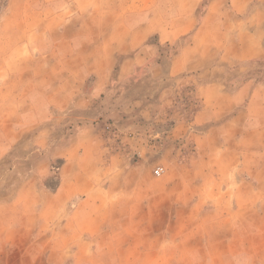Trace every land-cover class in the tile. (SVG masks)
Wrapping results in <instances>:
<instances>
[{
	"label": "crops",
	"instance_id": "1",
	"mask_svg": "<svg viewBox=\"0 0 264 264\" xmlns=\"http://www.w3.org/2000/svg\"><path fill=\"white\" fill-rule=\"evenodd\" d=\"M176 43L164 70L159 46ZM263 60L264 0H6L0 159L39 129L36 149L12 156L27 162L9 171L13 189L0 181V264H264V79L228 87ZM148 64L155 82L191 85L196 102L161 136L181 146L157 148L174 156L160 178L116 155L99 182L89 127L46 150L45 125Z\"/></svg>",
	"mask_w": 264,
	"mask_h": 264
},
{
	"label": "rangeland",
	"instance_id": "2",
	"mask_svg": "<svg viewBox=\"0 0 264 264\" xmlns=\"http://www.w3.org/2000/svg\"><path fill=\"white\" fill-rule=\"evenodd\" d=\"M5 1L0 0V8L4 6ZM179 46L180 43H176L170 47L159 48L158 58L164 70L168 69L169 59ZM149 67L150 64L126 79L113 77L106 91L92 100L88 107H70L65 112L68 118L64 122L45 125V129L51 133L46 150L63 148L71 135L82 127H89L98 136L103 151L102 166L100 165V171L97 173L99 182H103L102 180L107 176L105 174L108 173H105L104 169L112 156L117 155V160L122 162L125 169L132 163L140 161L146 163V169L152 168V170L154 167L168 166L172 163L174 156H164L157 148L169 142L168 145L174 149L179 147V141L164 142L161 136L170 130L174 122L190 120L196 102L191 94V85L177 87V80L155 82L150 76ZM246 67L248 71L239 75L235 73L234 77L228 79V87L236 86L241 80L264 79V60L251 62ZM243 68L239 67L240 70ZM235 70L236 68H228L226 73ZM90 87L91 80H88L84 93ZM38 129L34 126L26 133L24 139L12 142L10 148L12 151L0 159V181L7 184V189H13L11 187L15 185L9 172L12 167L19 163L27 166V162H18L12 156L22 153L23 150L36 149L32 145V137ZM154 136H157L156 139H153ZM149 150L151 154L147 159ZM139 151L143 152L144 157H141L142 153L140 154ZM60 165L61 162L57 160L52 162L54 168ZM154 177L160 178L155 175ZM56 185L57 176L53 175V178L48 180V186L55 188Z\"/></svg>",
	"mask_w": 264,
	"mask_h": 264
},
{
	"label": "built area",
	"instance_id": "3",
	"mask_svg": "<svg viewBox=\"0 0 264 264\" xmlns=\"http://www.w3.org/2000/svg\"><path fill=\"white\" fill-rule=\"evenodd\" d=\"M164 173L163 167H156L154 170V175L160 177Z\"/></svg>",
	"mask_w": 264,
	"mask_h": 264
},
{
	"label": "trees",
	"instance_id": "4",
	"mask_svg": "<svg viewBox=\"0 0 264 264\" xmlns=\"http://www.w3.org/2000/svg\"><path fill=\"white\" fill-rule=\"evenodd\" d=\"M166 47H170V45H166ZM159 48H160V46H159ZM171 56V55H170ZM57 161H59V162H61V164H62V161L61 160H57ZM57 168H54L53 166H52V171H55ZM51 178H53V177H51Z\"/></svg>",
	"mask_w": 264,
	"mask_h": 264
}]
</instances>
